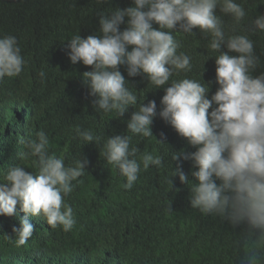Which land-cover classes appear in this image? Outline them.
I'll list each match as a JSON object with an SVG mask.
<instances>
[{
  "label": "clouds",
  "instance_id": "clouds-1",
  "mask_svg": "<svg viewBox=\"0 0 264 264\" xmlns=\"http://www.w3.org/2000/svg\"><path fill=\"white\" fill-rule=\"evenodd\" d=\"M223 16L231 19V26ZM246 17L245 7L236 0H132L128 7L99 11V35H74L65 49L72 64L91 66L81 79L94 111L115 112L120 117L129 106L135 109L126 122V132L131 135L107 136L100 152L126 178L123 188L130 190L142 169L164 166L163 156L138 155L139 147L132 145L133 136H154L151 126L159 116L195 149L173 151L171 160L177 165L168 178L172 189L171 178L178 176L190 189L193 209L218 217L233 229L242 226L235 247L239 250L243 245L247 250L239 264H264V71L255 74L262 62L254 41L238 31ZM194 29L210 37L207 49L214 55L207 59L215 57L218 87L210 97L211 82L202 79L204 64L201 79H172L193 67L192 57L178 51L180 44L173 33L194 34ZM246 31L264 32V15L251 20ZM25 64L17 38L0 36V83L19 76ZM121 66L127 77L142 76L151 90L163 88L159 111L155 100L135 107V87L122 74ZM38 75L43 79L46 74L42 70ZM75 134L83 145L100 141L91 129L77 126ZM19 142L25 149L18 153L19 158H32L36 171L10 165L0 180V216L19 220L11 235L6 234L9 240L15 237L17 248L33 236L32 217L43 219L51 229H73L74 211L64 198L76 186L73 182H80L88 164L80 157L66 165L63 155L50 154L49 135L43 130L35 133V139L26 136ZM182 161L191 162L189 174L183 171ZM168 209H172L171 202Z\"/></svg>",
  "mask_w": 264,
  "mask_h": 264
},
{
  "label": "trees",
  "instance_id": "trees-1",
  "mask_svg": "<svg viewBox=\"0 0 264 264\" xmlns=\"http://www.w3.org/2000/svg\"><path fill=\"white\" fill-rule=\"evenodd\" d=\"M236 2L247 12L238 31L254 41L262 62L255 73L259 74L264 71V32L246 29L257 15H264V0ZM131 4L132 0H111L104 5H98L96 0H0V36H15L26 61L19 76L0 83V180L10 165L20 164L36 171L32 158H19L18 153L25 151L19 141L26 136L35 139L40 130L49 135L50 154L63 155L66 165H73L80 157L88 160L80 182H73L76 186L64 198L74 211L73 229H51L43 219L32 217L33 236L25 246L17 248L15 237L9 240L6 234L11 235L12 226H19V220L0 216V264H239L247 250V246L239 250L235 247L242 226L233 229L218 217L193 209L190 189L180 183L178 176L171 178L173 189L168 183L172 167L177 165L171 160L173 151L195 149L159 116L151 126L154 136H133L132 145L139 147L138 155L149 152L163 156L164 166L142 169L130 190L123 188L126 178L100 154L107 136L131 135L126 132V122L135 109L129 106L120 117L115 112L94 111L92 97L81 79L91 66L72 64L65 45L77 34L99 35V11ZM223 19L231 26L229 17ZM173 35L180 44L178 51L192 57L193 67L191 72H181L172 79H201L204 64L202 79L211 82L210 97L218 87L215 57L207 59L214 55L207 49L210 37L199 31ZM42 70L46 74L43 79L38 75ZM120 70L136 88L128 85L137 94L135 107L155 100L159 111L163 88L151 90L142 76L127 77L125 66ZM77 126L91 129L100 137L99 143L83 145L75 134ZM181 163L189 174L191 162Z\"/></svg>",
  "mask_w": 264,
  "mask_h": 264
}]
</instances>
